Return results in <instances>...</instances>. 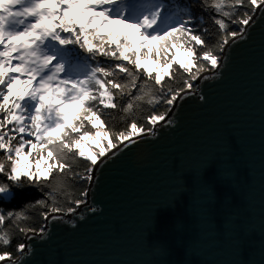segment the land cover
<instances>
[{"label":"snow or ice","instance_id":"obj_1","mask_svg":"<svg viewBox=\"0 0 264 264\" xmlns=\"http://www.w3.org/2000/svg\"><path fill=\"white\" fill-rule=\"evenodd\" d=\"M258 22L264 0H190L175 9L165 0H0V264H33L32 241H47L64 215L87 207L98 166L139 145L133 136L144 126L132 119L109 140L104 117L113 110L132 117L141 102L153 111L172 106L194 81L219 78ZM205 69L212 75L201 77ZM178 71V88L165 83ZM165 115H149L145 135L156 136ZM101 139L106 146L85 150ZM77 157L83 173L74 169ZM69 179L87 187L65 212L56 193ZM32 190L40 196L23 207L36 210L39 227L6 207Z\"/></svg>","mask_w":264,"mask_h":264},{"label":"water","instance_id":"obj_2","mask_svg":"<svg viewBox=\"0 0 264 264\" xmlns=\"http://www.w3.org/2000/svg\"><path fill=\"white\" fill-rule=\"evenodd\" d=\"M181 95L32 241L33 264H264V24Z\"/></svg>","mask_w":264,"mask_h":264},{"label":"trees","instance_id":"obj_3","mask_svg":"<svg viewBox=\"0 0 264 264\" xmlns=\"http://www.w3.org/2000/svg\"><path fill=\"white\" fill-rule=\"evenodd\" d=\"M190 0H165V3L168 4L172 8L184 7L186 6ZM199 15V13H197ZM108 27H112V25H109ZM117 32H122L120 28L117 26ZM156 42H152V46H155ZM175 51V50H173ZM207 70V69H205ZM171 71V70H170ZM153 75H155V72H153ZM182 72H175V79L169 80L168 77L165 78V83H171V85L174 88H178L180 81L183 77ZM172 106H167L163 103L155 107V110L153 111V106L148 105L146 102H141L139 104V107H135L133 109V116L129 118L122 119L124 117V114L122 112L118 111H112L111 116L104 117L105 120H107V123L105 124V129L110 132L109 140L112 139L111 133L120 132V131H126L130 128V124L132 122V119H135L138 126H144L145 131H147L148 125L145 123L146 119L149 115L152 114H160V113H166L168 114V108ZM165 115V116H166ZM95 131V130H93ZM78 161H81L78 165H74V169L76 171H79L83 173L84 169V163L83 158L77 157ZM85 186H78L76 183L72 182L70 179L66 184H60L58 185V191L56 193V204L59 205L64 209L66 212L68 207V201H75L76 199L80 198V194L84 190ZM62 189V191L60 190ZM40 193L36 190H32L31 195H21L17 198V201L13 202V205H6V207L13 208L15 211H23L25 212V215L28 217L29 221H35L37 224V227H39V218L35 215L36 210L35 209H26L23 207V204L27 200H34L35 198L39 197ZM51 204V201H49ZM75 207V205H72Z\"/></svg>","mask_w":264,"mask_h":264},{"label":"rangeland","instance_id":"obj_4","mask_svg":"<svg viewBox=\"0 0 264 264\" xmlns=\"http://www.w3.org/2000/svg\"><path fill=\"white\" fill-rule=\"evenodd\" d=\"M118 27L120 28L122 32L126 31V29H124L122 25H118ZM146 63L148 64V67L153 70V72L156 71L157 65L153 59H149L148 61H146ZM106 144H107V140L101 139L97 144H92L91 147L86 148V149L89 150V152L93 150L98 151L99 147H104L106 146Z\"/></svg>","mask_w":264,"mask_h":264},{"label":"bare ground","instance_id":"obj_5","mask_svg":"<svg viewBox=\"0 0 264 264\" xmlns=\"http://www.w3.org/2000/svg\"><path fill=\"white\" fill-rule=\"evenodd\" d=\"M86 151H89V150H87V149H85Z\"/></svg>","mask_w":264,"mask_h":264}]
</instances>
